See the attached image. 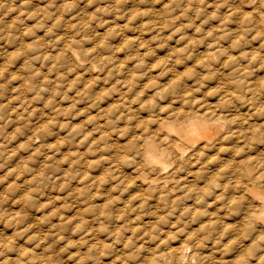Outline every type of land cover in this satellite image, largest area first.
Here are the masks:
<instances>
[{"label":"rangeland","instance_id":"obj_1","mask_svg":"<svg viewBox=\"0 0 264 264\" xmlns=\"http://www.w3.org/2000/svg\"><path fill=\"white\" fill-rule=\"evenodd\" d=\"M70 1L72 2L73 0H0V53L2 54V55L0 54V56H2L1 57L2 59L0 60V200L3 198L7 200L6 202L11 203L13 205V210L24 211L25 210L24 206L28 209L31 206L32 202L38 198H40L38 199V201L44 199L42 202H49L50 200L63 201L66 198L67 200L66 199L65 200L69 202L70 199L73 198L72 193H74L73 191L72 192L70 191V188L71 189L77 188L82 190L83 192L87 190H90L89 192H91L92 190L97 191L99 189L98 191L99 193L101 192L100 189H102V191L105 189L102 188L103 185H104L103 187H106L107 189L108 186L109 187L111 186L110 189L112 190L113 197L116 200L123 199V201H125V199L129 200L130 197L131 201H133L132 199H134V197L138 195L133 192L135 189L133 186L134 184L137 183L135 182V179L136 181L138 180L137 178L134 179L133 176L135 177L139 176V173H137L139 171L137 169L138 166L136 165V163L139 162L140 156L138 155L139 156L138 158L137 154H135V151L132 150L131 148H128L129 146L128 141L134 138L135 136L137 137L138 135L144 134V130L147 127L146 126L147 122L150 123L158 114L155 112L159 108V103L160 105H164V106L166 105L165 107L169 108V110H165L162 113L164 115H166L171 110L170 109L171 106L173 107L172 109H174V107L178 105V102H181L184 105L185 110L189 114V116L198 115L199 112L202 111L201 107H203L207 103H212V102H217L219 105H221L223 112H219L218 115H220L221 113L223 114V116L230 115L232 114L234 109L236 110L234 114L237 115V113H239L240 116H244V114L247 112L248 109L252 110L253 112L257 111L258 117L260 116V114H264V65L258 64V67L255 66V63L253 67L252 65H249L247 67L248 69L246 68V71L244 72L245 75L242 76L243 73L238 74L232 72L228 64L225 63V61L222 62V59L220 58V56H218L212 62L213 65L216 66L212 65L204 69L202 67L204 62V58L202 56L203 50H201L205 42L204 40H208L206 36L208 35V32L211 29L214 30L219 25L230 24V22H232V19L233 20L234 19L240 20L241 18L248 19L249 17L257 13V10H259L258 6L260 5L261 0H251V1L235 0V2H233L234 0L232 1L231 0H188V1L187 0H74L75 2L72 4V6L70 4ZM254 6H256V8ZM194 11L196 12L194 13ZM117 15L122 19L119 18ZM169 17H175L176 20L174 21V23L168 22ZM115 19H116V23L118 22L116 24L117 26L115 25ZM162 19L167 21L163 22ZM170 19H174V18H170ZM160 21L164 23L163 25L166 26V29L163 28L164 29L163 30L164 32H162L163 35L158 34L155 31L156 27H160ZM120 22H122V28H123L121 31L119 29L121 28ZM142 26L144 28L143 34L145 35V40H144L145 43L140 46L138 45L139 42L137 41L138 37L136 39L137 35L135 34ZM125 45L127 48L123 47ZM221 45H224L226 47L229 46V44H226V41L225 43H221ZM120 46H122L123 48H121ZM68 48H73L78 53L79 58L84 60L83 61L84 64H86L87 66L93 64L97 66L96 69L91 71L87 69V66L81 67L79 64L75 62H70L65 56L66 54L65 51ZM114 49L115 50L117 49L119 51V52L117 51L116 53V56L118 57V59L117 57L115 58L116 60L111 58ZM229 52L230 54L231 53L234 54L233 50H230ZM109 57L110 59H108ZM122 60L123 62H121ZM124 62L128 63L129 65ZM104 63H105L104 66L106 68L103 67V65H101ZM114 63L124 64L123 67L125 72L123 71V76L124 75L125 76L123 78H122V74H118L117 72H115L114 74L111 73L114 72V66L117 65V64L115 65ZM134 63H141V65H138L136 67L134 66L133 68ZM112 65L113 67H111ZM141 68L143 71L141 70ZM107 69L108 70L110 69V71H108ZM135 69L138 71H135ZM252 69H254L255 70L254 72L256 73H253ZM99 70L103 73L101 74ZM86 71L88 72L86 73ZM257 71L259 72V74H257L258 73ZM104 73L105 74L107 73V75L108 73H111L109 74L110 77L111 75L113 77L115 75L116 78L114 77L113 79L112 77V79L110 78L109 80L107 79V77L109 78V75L108 76L104 75ZM116 73L118 76L116 75ZM249 73L251 75H249ZM224 75H228V79H229L228 88L230 90L229 93L234 97V99L227 97L224 93L227 89L224 88V83L221 81V78ZM56 76L57 78H55ZM119 76H121V78ZM84 77L88 79L87 80L88 83H86L87 81L83 79ZM96 77H98L99 80ZM257 77L258 79L256 80ZM89 78L92 79L90 80ZM96 79L99 82H96L97 81ZM100 79L104 80L105 84ZM74 80H76L77 82L80 80L81 84L79 82L78 83L74 82ZM79 84L81 86H79ZM82 84H84V86H82ZM238 84L244 87L243 91L237 88ZM174 85L176 87L172 91L173 93L171 94L166 93L167 96L158 97L156 99L155 97H153L152 94L149 95V94H145L144 92L148 86H152L154 90L156 89L164 90L168 87H173ZM111 87L112 90H110ZM76 88L78 89V91ZM113 88L115 91L113 90ZM98 93L101 95H99ZM107 93H111V94H107ZM126 93L130 94V96L133 95L132 97L133 100L131 97L129 99V97L125 95ZM134 93L136 94L134 95ZM102 94H104L103 97H101ZM111 96H113V98ZM65 97L66 99H64ZM121 97H123L124 99H122ZM88 98L91 100H89ZM104 98L105 101H103ZM94 99L97 100L95 101L97 102L98 105L102 104L103 102L102 104L103 109L104 108L106 109V107L111 103L109 106L113 110L106 111L105 109L102 110V108L96 107L98 105L94 103L93 101ZM70 100H72L74 103ZM106 100L108 102H106ZM168 100L176 102L174 103L175 105L170 104ZM119 101L122 102L120 103ZM150 101L154 103V107L152 109L149 108L148 110L147 105L149 104ZM139 102L141 103L138 105ZM125 104L126 105L128 104L126 108H125L126 106ZM123 106L124 109L127 110H122ZM115 107L116 108L120 107V108H118L119 110H116ZM130 109L131 112H129ZM109 112H111L112 114H110ZM106 113L108 114V116L110 115L109 118L108 116L104 115ZM152 113H154L155 116ZM102 114L104 115L103 117L106 118H103ZM64 115H66L67 117ZM98 116L101 118H99ZM106 119L107 121H105ZM149 120L151 121L149 122ZM65 122H68V124L65 125L66 124ZM98 124L101 127L105 126L104 132L106 134L103 133V128L97 126ZM139 124L141 125L142 129L139 126ZM71 126L73 128H71ZM38 127L39 129L37 131H33L35 130V128ZM51 127H53L52 130L50 129ZM68 127L70 130L68 129ZM98 127L99 129H101L102 132L99 129H97ZM58 129L61 131H59ZM50 131L53 133H51ZM55 132L56 134H54ZM96 132L97 134L98 133L99 134L97 135ZM46 135L48 137L54 135L55 136L54 138L53 137L47 138ZM63 137L65 138L62 140ZM79 138L81 139V141ZM52 141L58 142L57 143L58 145H56V142H52ZM50 143H54V144H50ZM46 144H49L50 146L48 145L47 148ZM63 144L66 145L64 146ZM74 144L76 145V147L77 146L78 147L76 148ZM88 144L90 146H88ZM235 145L237 147V144ZM238 145H240V147H243L242 149H244L245 151L243 153L244 155L246 151H248L246 149V146L244 144H238ZM52 148L58 150V152L56 151L57 153L54 152L53 154V151L55 150H53ZM115 148H117L116 150L118 152L119 151L121 152L116 153ZM47 149L49 151H47ZM44 150L46 151L45 153L48 155L50 154L49 152H52L47 160H44V156L46 155L44 153ZM80 151L82 153H80ZM122 152H124V154H122ZM82 154L85 156H83ZM216 154H217L216 152L210 150L209 152L206 153L208 157L205 156L202 160V162H204L205 164L198 162L195 163L196 165L193 164L192 166L186 168L185 173L187 177L188 176L195 177L194 181H196L197 183L196 187L199 186V188H203V184L206 185L205 176H209V174H212L213 176L219 175V177L222 176L220 175V173L222 172L220 171L216 172V170H220L219 168H221L222 165L220 164L221 161L223 160L222 158H226V156L225 154H218V155ZM71 155L72 157H70ZM77 155L81 157L83 156V158L80 159V157H78ZM223 155L224 157H222ZM252 155H254V153H252ZM77 157L78 159H76ZM122 157H126V158L122 159ZM130 157H132L134 160ZM217 157H219L221 160L220 159L218 160ZM260 157L262 158V155H260L258 158L260 159ZM213 158L217 159L215 161V164ZM68 159H70V161ZM71 159H76V160L72 161ZM41 160H44V162L41 163ZM52 160L54 162H52ZM55 160L57 161V163H55L56 162ZM210 160L211 162L209 163ZM206 161L209 166L206 164ZM79 163L81 165L83 163L84 164L83 166H81ZM262 163L264 164V159ZM42 164H46L45 167L48 168L47 170L49 172L45 171L46 173L44 172V174L47 176V178H49V176L52 178L51 180L49 179L50 183H47L46 176L44 178L41 177L40 180L35 179V177L33 176L35 175V172L38 170L42 172L43 170ZM57 164L59 165L57 166ZM263 164L261 165L260 163L261 167L258 166L259 167L258 169H262V170H258L259 172H257L256 170L257 168L254 169L255 170L254 174H259V173L261 174L264 171ZM125 165L127 169L126 167H124ZM56 167L60 168L61 171H58ZM80 168L81 169L83 168L82 169L83 171ZM198 168H200V170H198ZM55 169L58 172H56ZM79 169L82 172L79 171ZM101 169H103L104 171ZM195 169H197V171ZM198 171L199 172L201 171V173L199 174L204 177L199 176L198 178V175H196V172ZM131 173H133V175ZM59 174L65 175L64 179L66 178L65 180H67V181L63 180L65 185L60 188L55 187L56 185L54 183L56 181L55 182L53 181V179L55 180ZM96 174L98 176H96ZM263 174L264 172L262 173V175ZM90 175L93 176L90 177ZM212 175H210V177ZM109 176L112 178H110ZM129 176L131 179L129 178ZM83 178L85 181L83 180ZM91 178L93 180H91ZM121 178L122 179L124 178L125 181L128 180L127 183H125V181L122 180ZM262 179H264V175ZM120 180L123 183L121 185H120L121 182ZM32 181L33 184L31 183ZM111 181L117 184L112 182L113 184H115L112 185ZM88 182L90 185L89 187L87 185ZM93 184H96L97 187L96 186L93 187ZM98 184L102 186L100 187ZM128 184L132 188L127 186ZM49 185L51 186L49 187ZM35 186L36 187L41 186V187L38 190V187L36 188ZM74 186L75 188H72ZM84 187H86L85 190ZM40 190H42L43 192ZM116 191L120 195L122 194L121 198L120 195L116 193ZM199 191L200 189H198V191L194 189L191 192L192 194L194 193L192 196L189 195L188 197L184 198L183 201H180L181 203H179L178 206H175L177 207V209L178 207L179 209H181L185 205L186 206L191 205L193 213L197 209L198 212L203 211V213L201 212L202 214L199 213V216L201 218L204 217L201 221L198 220L201 219L199 216L197 218L198 212L194 213V215L187 214L184 216L183 219L186 220L185 222L186 224L184 226L186 230H184L183 233L184 235H182L180 231L184 220L181 221L180 225L173 224L175 225V227L171 226L172 225L171 223L177 220L176 213L178 212L176 208H173L174 205L173 206L170 205L171 207H169V205L167 206L165 205L166 207L160 205L161 208L160 207L158 208L154 206L156 203L155 200L153 198H148L149 203H147L146 208H150L149 210L151 211L154 209L153 211H155L157 214L156 213L154 214L155 217L154 215L151 214L149 215L147 214V216L144 215L142 223L149 224L150 222L154 221L153 226H152L153 223H150L151 226H149L150 224L148 226L146 225L149 228L148 231L149 234L150 233H153L154 235L156 234L155 236L153 234H150L153 237L152 242L151 241L150 242L153 244L148 242L150 243L148 245H150L152 249L153 247L155 248L158 242H160L161 235L164 233L162 236H164L165 238L166 237L165 235H167L169 232L172 233V236L174 235L175 237L174 236L171 237V235L168 234L170 240H168V238H165V240L167 239L168 241L167 243L163 242V244H161V246L162 245L164 246V247L160 246L161 249L165 248V245L169 246L168 244L170 243L174 245L176 243L177 244L179 243L178 245L181 246L183 244L184 236L190 232L194 233L195 237L197 238L204 237L203 239L204 244L207 243L205 244L206 246L204 247L205 249H209L208 246H210V243L212 241L211 239L219 237L218 235L220 234L218 233V231L220 232L221 225L224 223L228 224V222L231 220L236 221L235 216L230 215L232 212L224 215L223 210H219L220 212L219 215L221 214L220 216H218L217 214H216L217 216L216 215L212 216L214 215L213 213L215 208L219 206H223L222 200L220 201L215 200L214 194H212L213 196L210 195V196H206L205 198L203 197L199 203H196L197 201L194 200L196 199V195L199 196L198 194ZM211 191L213 192V190ZM60 192L61 193L63 192V194H61ZM34 193L38 198L34 195ZM53 193L55 194L53 195ZM67 193L70 196V198L68 197ZM227 193L229 194V192L226 191V195H228ZM28 196H29V200L26 202ZM58 196L60 197V199ZM62 196L63 198H61ZM220 202L222 203L220 204ZM211 203H212V208H211ZM196 204H198V206H196ZM208 204L210 207L208 206ZM215 204L218 206H216ZM4 206L6 207L7 205L5 204ZM4 206H1L0 203V214H5L6 216L14 214V212L11 211L12 209L10 210V208L8 207H6L5 209ZM155 208L158 209L155 210ZM174 209H176L175 210L176 213H173L172 216L171 211L174 212ZM159 210L161 213L159 212ZM193 216H195V218ZM222 216H224L223 219ZM161 217L167 218V220L163 221L164 218L161 220ZM218 217H220V219L216 224V226L220 230L214 226L215 223L213 222ZM154 218L155 220L159 218L158 221L160 220L161 222L155 221ZM212 218L213 221H211ZM193 220L195 223H193ZM203 222H205L206 224L204 223L205 225H203L202 224ZM161 223H163L164 225L162 226ZM200 223L204 226V229ZM8 224L3 226V223H0V225H2L0 226V249H6L5 243L3 241H7L6 238L8 237L11 240L9 248H11V245H17V242L20 240L19 238L22 239L21 234L19 233V229L23 227V223L21 222V224L18 225L17 227H15V224L12 222ZM156 224L158 228H156ZM166 224L169 225L170 228L167 227ZM200 225L201 227L198 228ZM164 226H166L167 229L169 230H167ZM205 226L207 227L206 229ZM212 226H214L213 228L216 229H213ZM155 228L159 231L154 230ZM211 229L215 230L216 232ZM17 230L18 232H14ZM200 230H202V232ZM208 230L212 231L211 232L212 234L208 232ZM176 231H178L177 234ZM159 232H161L162 234ZM225 233H226L225 235L226 237L223 236L222 240L229 241L230 239L233 240L235 238L233 241L236 240L235 241L236 245H237V241L240 242L243 236L242 233L237 235L236 233H234V231H231V233L230 231H228V233L227 232ZM232 233L236 235H232ZM203 234H206L207 236L206 235L203 236ZM227 235L230 237H227ZM2 236H6V237L4 238ZM237 236L239 239L236 238ZM174 238H178L179 240L178 239L175 240ZM154 240L157 242L155 243ZM24 242L27 243L26 246H28L27 248L29 249H35V248L41 249L39 248L40 246L39 247L36 246L37 244H35V242L33 241L30 240L22 241V243ZM157 246L156 248H158ZM50 248L51 245H49L48 249ZM261 249L262 251H260ZM261 249H258L259 251L253 250L256 251V253L252 252L253 254L251 253V251H248L249 255L247 256L246 259L249 261L251 257L250 261L251 262L254 261V263H256L255 258H257L258 255L264 253V248ZM225 251L228 252V250L226 249L225 250L223 249V251H220L219 249L217 251L215 249L216 255H218V257H222L223 261L226 262L227 260H231V258L227 257L228 259L226 260L224 259V257L227 256ZM1 254H0V261L6 258L5 254H2L3 256H1ZM259 264H264V257H263V261Z\"/></svg>","mask_w":264,"mask_h":264},{"label":"bare ground","instance_id":"obj_2","mask_svg":"<svg viewBox=\"0 0 264 264\" xmlns=\"http://www.w3.org/2000/svg\"><path fill=\"white\" fill-rule=\"evenodd\" d=\"M249 1H251V0H249ZM74 2H75L74 0L72 2L70 1L71 6ZM233 2H235V0ZM254 7L256 8V6H254ZM258 9L259 10L256 9L257 13L255 12L256 14L249 17L248 19H242V18L240 20H237V19L233 20L232 19V22H230V24L219 25L216 29H214V30L211 29L208 32V35L206 36V38H208V40H204L205 42L203 44L202 49L199 48V49L203 50L202 56L204 58V62H203L202 67L204 69L206 67L212 66L213 65L212 62L218 56H220V58L222 59V62L225 61V63L228 64V66L232 70V72L238 73V74L243 73L242 76L245 75L244 72L246 71V68L249 65H252V67H253L254 63H255V66H257V67H258V64L264 65V0H261L260 5L258 6ZM191 11H193V10H191ZM195 12L196 11H194V13ZM119 18H121V17H119ZM170 18H174V19H170ZM175 20H176L175 17H169L168 18L169 23L170 22L174 23ZM162 21L164 22L167 20L162 19ZM122 22H123V20H122ZM122 22H120V24H121L120 25L121 28H119L120 31L123 29L122 28ZM117 23H116V19H115V25ZM163 24L164 23H162L160 21V27L155 28L156 33L162 34V32H164L163 28L166 29V26ZM165 24H168V23H165ZM173 25H171V26H173ZM143 26H144V24H143ZM143 26L140 27L139 30L137 31V33L135 34V35H137L136 39L138 37L137 41L139 42L138 45H140V46L145 43V41H144L145 35L143 34V31H144ZM125 35H127V34H125ZM140 38H142V39H140ZM151 41H152V39H151ZM225 41H226V44H229L228 47L221 45V43H225ZM134 46H135V44H134ZM120 47L123 48V47H126V45L123 47L122 46H120ZM230 50H233L234 54L231 53L232 54L231 55L229 52ZM117 51H118L117 49L116 50L114 49V52L111 56V58L114 60H116L115 58L117 57L116 56ZM65 52H66L65 56L70 62H75V63L79 64L81 67L87 66L86 64L83 63L84 60L79 58L78 53L73 48H68ZM1 57L2 56H0V60L2 59ZM84 59H85V57H84ZM108 59H110V57ZM117 59H118V57H117ZM101 60H103V59H101ZM123 60L121 62H123ZM124 63H126V62H124ZM114 64L115 65L117 64V65L114 66V72H111V73L114 74L115 72H117L118 74H122V78H123L125 76V75L123 76L124 64H120V63H114ZM126 64H128V63H126ZM101 65H103V67H105L104 66L105 63L101 64ZM138 65H141V63H134L133 68H134V66L136 67ZM213 66H216V65H213ZM96 67L97 66L90 64L89 66H87V69L92 71V70H95ZM111 67H113V65ZM129 67H131V66H129ZM133 68H132V70H133ZM82 70H83V68H82ZM82 70H80V71H82ZM141 70H142V68H141ZM108 71H110V69ZM135 71H138V70L135 69ZM252 71H253V73H256V72H254L255 71L254 69H252ZM252 71H251V73H252ZM83 72H85V71H83ZM87 72L88 71H86V73ZM102 73L103 72H101V74ZM111 73H108V75ZM117 73H116V75H117ZM94 74H96V73H94ZM257 74H259V72ZM88 75H90V74H88ZM104 75H107V73L106 74L104 73ZM131 75H132V73H131ZM131 75H129V76H131ZM249 75H251V74L249 73ZM70 76H71V73H70ZM101 76H103V75H101ZM85 77L83 79L85 81H87L88 79H86ZM112 77H113L112 75H111V77L109 75V78L107 77V79L110 80V78L112 79ZM114 77L116 78L115 75H114ZM114 77H113V79H114ZM119 77L121 78V76H119ZM55 78H57V76ZM96 78H98V77H96ZM93 79H94V77H93ZM102 79H100V80L103 81V83L105 84L104 80H102ZM249 79H250V77H249ZM257 79H258V77L256 78V80ZM98 80H99V78H98ZM98 80L96 82H99ZM221 81L224 83V88L225 89L227 88L226 91L224 92L225 95L231 99H234V97L232 95H230V93H229L230 90L228 88V83H229L228 75H224L221 78ZM74 82H77V81L74 80ZM78 82L81 84L80 80ZM121 82H119V83H121ZM128 82H129V80H128ZM86 83H88V81ZM80 84H79V86H81ZM82 86H84V84H82ZM175 87L176 86L174 85L173 87H168L164 90H160V89L154 90L152 88V86H148L144 92H145V94H149V95L152 94L153 97H155V99H156L158 97L167 96L166 93H168V94L173 93L172 91L175 89ZM237 88H239L242 91L244 90V87H242V85H239V84L237 85ZM249 89H251V88H249ZM249 89H247V90H249ZM110 90H112V87L110 88ZM113 90H114V88H113ZM77 91H78V89H77ZM260 91H262V90H260ZM85 92H86V90H85ZM110 92H112V91H110ZM136 93H134V95ZM90 94H92V93H90ZM107 94H111V93H107ZM132 94H133V92H132ZM82 95H84V94H82ZM82 95H80V96H82ZM99 95H101V94H99ZM125 95L128 96L129 99H130V97L131 98L133 97V95L130 96V94H127V93ZM103 96H104V94H102L101 97H103ZM121 96H123V95H121ZM111 97L113 98V96H111ZM121 98L124 99L123 97H121ZM64 99H66V97ZM68 99H70V98H68ZM96 99H94L93 101L96 105H98L96 102L97 101ZM151 99H153V98H151ZM89 100H91V99H89ZM132 100H133V98H132ZM70 101H72V100H70ZM103 101H105V98L103 99ZM168 101L170 104L176 103V102H173L170 100H168ZM106 102H108V101L106 100ZM141 102H139L138 105ZM156 102H157V100H156ZM75 103H77V102H75ZM102 104H103V102H102ZM102 104H99L98 106L95 105V106L102 108ZM128 104L127 105L125 104L126 106L124 105L125 108L128 106ZM61 105H62V103H61ZM109 105L108 106L106 105L107 106L106 109L104 108L106 111L113 110V109H111V107ZM56 106H58V105H56ZM124 106H123L122 110H127V109H124ZM147 106H148V110H149V108L152 109L154 107V103H152L150 101ZM165 106L160 105V103H159V108L156 110V112L154 109V112L158 113L157 116H155V114L152 113V114H154L155 118L152 121L149 120V122L151 121L150 123L147 122L148 120L145 121V122H147V124H146L147 127L144 130V134L138 135L137 137L135 136L134 138H132L128 141V145H129L128 148H131L132 150H134L135 154H137L138 158L140 156V160L138 159L139 162H137L138 164L136 163V165L138 166L137 169L139 172H137V173H139V176L138 175H136L138 177L133 176L134 179L135 178L138 179L137 181L135 179V182H137V183L134 184V186H133L135 188L133 192L135 194H138V195H136L134 197V199H132L133 201H131L130 197H129V200L125 199V201H123V199L122 200H116L113 197L112 190L110 189L111 186L110 187L108 186V189H107L106 187H103L104 185L103 186L101 185L102 188H105L103 191H102V189H100L102 193L101 192L98 193L99 189L97 191L92 190L91 192H89L90 190L86 189L87 191L83 192L82 190L75 188V186H76L75 185L74 187H72L75 189L70 188V191L74 192V193H72L73 198L70 199L71 202L70 201L67 202L66 198H65L66 200L64 199L65 201L64 200L63 201L58 200L59 202L57 200H52V201L50 200L49 202H42L44 199H42L41 201H38V199H40V198H38L34 193V195L38 198V199H36L37 201L36 200L33 201L31 206L28 209L24 206V209H25L24 211L13 210V205L11 203L6 202L7 200L2 198L0 200L1 206H4L6 204L7 205L6 207L10 208V210L12 209L11 211H13L14 214L7 215V216L5 214H0V223H3V226H4V225H7L8 223L12 222L15 224V227H17L22 222L23 227H21L19 229V233L21 234L22 239L19 238L20 240L17 242V245H11V248H13V249L9 248L10 242H11L9 237L6 238L7 241H3L5 243L6 249H0V254L1 253L5 254L6 258H4L5 260L3 259L2 261H0V264H225V263L226 264H259V263H261L263 261L264 253L258 255V257L255 258L256 263H254L253 260H252L253 262L250 261L251 257H250L249 261L246 258L249 255L248 251H251V253L252 252L256 253V251H253V250H258V249L264 248V179H262L263 175H264V174L262 175V173L264 171L261 174L260 173L254 174V172H255L254 169L257 168L256 169L257 172H259L258 170H262V169H258V168L261 167L260 163L262 165L263 164L262 161L264 159L263 158L264 157V114H260V116L258 117L257 111L253 112L252 110L248 109L247 112L244 114V116H240L239 113H237V115L234 114V112L236 111L234 109V111L230 115H224L223 116L222 113L220 115H218L219 112H223L221 105H219L217 102H212V103H207L206 105L201 107L202 111H200L198 115L189 116V114L185 110L184 105L181 102H178V105L175 106L174 109H172L173 107L171 106L170 107L171 110L168 113L166 112L167 114L164 115L162 113L165 110H169V108L165 107ZM118 108H120V107H117L116 110H119ZM104 109L102 108V110H104ZM137 109H139V108H137ZM219 109H220V111H219ZM129 112H131V109ZM150 112H151V110H150ZM107 113L104 115L108 116ZM109 113L112 114L111 112H109ZM132 113H133V111H132ZM47 114H46V117H47ZM122 114H123V112H122ZM104 115L102 114V117ZM64 116H66V115H64ZM109 116H108V118H109ZM56 118H57V116H56ZM99 118H101V117H99ZM103 118H106V117H103ZM74 121H75V119H74ZM105 121H107V119ZM62 122H64V121H62ZM68 122H70V121H68ZM68 122H65L66 124L65 123L64 124L67 125ZM101 122H102V120H101ZM58 123H60V122H58ZM72 124H74V123H72ZM99 124L97 126L101 127ZM135 124H137V123H135ZM49 125H50V123H49ZM61 125H62V123H61ZM59 126H60V124H59ZM72 126H71V128H73ZM139 126L141 127L140 124H139ZM99 127L97 129H99ZM52 128L53 127H51L50 129L52 130ZM92 128H93V126H92ZM101 128H103V133L106 134L104 132L105 126L101 127ZM38 129H39V127L35 128V130H33V131H37ZM68 129H69V127H68ZM141 129H142V127H141ZM69 130H68V132H69ZM99 130L101 131V129H99ZM59 131H61V130H59ZM97 132H96V134H97ZM51 133H53V132H51ZM66 133H67V131H66ZM42 134H45V133H42ZM54 134H56V132ZM113 134H114V132H113ZM135 134H136V132H135ZM54 136H51V137L54 138ZM65 136H67V135H65ZM133 136H134V134H133ZM49 137L47 136V138H49ZM60 138H61V136H60ZM64 138L65 137H63L62 140ZM56 140H57V138H56ZM68 140H70V139H68ZM58 141H59V139H58ZM75 141H77V140H75ZM80 141H81V139H80ZM52 142H56V141H52ZM57 143L58 142H56V145H58ZM64 143H65V141H64ZM85 143H87V142H85ZM50 144H54V143H50ZM235 144H237V147ZM238 144H244L246 146V149L248 151H246V153L244 155H243V153L245 151H244V149H242L243 147H240V145H238ZM46 145L45 146L48 148L49 144H46ZM88 146H90V145L88 144ZM75 147H76V145H75ZM79 149H81V148H79ZM79 149H77V150H79ZM116 149L117 148H115V150ZM53 150H55V149H53ZM210 150L216 152L217 153L216 155L225 154V156H226V158H222V157H224V155L221 157L223 159L220 163V164H222L221 168H219L220 170H216V172L217 171L222 172V173H220V175H222V176L221 177H219V175L213 176L212 174H209V176H205L206 177L205 178L206 185L203 184V188H199V186L196 187L197 183H196V181H194L195 177L194 176H188L187 177L185 170L187 167L192 166L193 164L198 163V162L205 164L204 162H202V160L205 156H207L206 153L209 152ZM47 151H49V150L47 149ZM56 151L58 152V150H55V151H53V154ZM45 152L46 151L44 150V153ZM115 152L117 153L118 151L116 150ZM120 152L121 151H119L118 153H120ZM49 153H50L49 155H51L52 152H49ZM80 153H82V152L80 151ZM252 153H254V155H256L258 157L260 155H262L263 159L261 157L259 159L258 157L252 155ZM122 154H124V152H122ZM49 155L46 154L44 156V160H47L49 158ZM72 155L70 157H72ZM101 155H103V154H101ZM53 156H55V155H53ZM83 156H85V155H83ZM83 156L82 157L78 156V157H80V159H81V158H83ZM87 156H88V154H87ZM70 157H68V158H70ZM78 157L76 159H78ZM209 157H211V156H209ZM42 158H40V159H42ZM124 158H126V157H122V159H124ZM130 158H132V157H130ZM217 158H218V160L220 159L219 157H217ZM76 159H71V160L73 161ZM87 159H88V157H87ZM213 159H211V160H213ZM44 160H41V163L44 162ZM68 160L70 161V159H68ZM211 160L209 161V163L211 162ZM216 160H217L216 158L213 160L214 164H215ZM57 161L55 163H57ZM52 162H54V161L52 160ZM50 163H51V161H50ZM83 164L82 165L80 164V165L83 166ZM206 164H207V161H206ZM212 164H213V162H212ZM45 165L46 164H42V166H43L42 172L39 170L35 172V175H33L35 177V179L40 180L41 177L44 178L46 176L44 174L45 171L49 172L47 170L48 168H46ZM58 165L59 164H57V166ZM53 167H54V165H53ZM78 167H77V169H78ZM124 167H126V165ZM102 168H104V167H102ZM57 169H58V171H61L60 168H57ZM80 169H79V171H81L83 168L81 170ZM126 169H127V167H126ZM85 170H87V169H85ZM101 170H103V169H101ZM195 170L197 171V169H195ZM198 170H200V168H198ZM58 171L56 170V172H58ZM209 171H211V170H209ZM62 173H64V172H62ZM129 173H128V175H129ZM199 173H201V171L196 172V175H198V178H199V176H202ZM97 174H96V176H98ZM131 174L133 175V173H131ZM191 174H193V173H191ZM121 175H123V174H121ZM124 175H126V174H124ZM210 175H212L211 177H214V178H211ZM52 176H53V173H52ZM64 176L65 175H63V174H61V175L59 174L55 180L53 179L54 182L56 181L55 183L53 182L56 185L55 187L60 188V187L65 185L63 180H65L66 178L64 179ZM78 176H79V174H78ZM92 176L90 175V177H92ZM202 177H204V176H202ZM79 178H78V181H79ZM110 178H112V177H110ZM110 178H109V180H110ZM129 178H130V176H129ZM46 179H47L46 180L47 183H50V180L52 178L50 176H49V178H47V176H46ZM83 180H84V178H83ZM91 180H93V179L91 178ZM122 180H124V178ZM197 180H199V179H197ZM65 181H67V180H65ZM127 181H125V183H127ZM39 182H41V181H39ZM112 182L113 181H111V183ZM31 183L33 184V181ZM53 183H51V184H53ZM106 183H107V181H106ZM113 183H115V182H113ZM113 183H112V185L117 184V183H115V184H113ZM130 183H132V182H130ZM121 184H123L122 181L120 182V185ZM87 185H88V187L90 186L89 182ZM98 185L100 186V184H98ZM50 186L51 185H49V187ZM95 186L97 187L96 184H93V187H95ZM127 186H129V184ZM32 187H34V186H32ZM40 187H38V190L40 189ZM129 187L132 188L131 186H129ZM79 188H81V187H79ZM85 188L86 187H84V190H85ZM125 188H127V187H125ZM120 189H121V187H120ZM194 189H196L197 191H198V189H200V191L198 192L199 196L196 195V199L194 200V201H197L196 203H199L203 197L205 198L206 196H210L212 194H214L215 200H217V201L222 200L223 206H219V207L215 208L214 213H213L214 215H212V216H215L216 214L218 216H220L221 214L219 215V213H220L219 210H223L224 215L232 212L230 215H234L236 221L231 220V221H229L230 223L228 222V224L227 223H224V224L221 223L222 225L219 224V225H221V227H220L221 230H220L216 226L220 217L216 218L214 221L212 218L211 221H213L215 223L214 226L220 230V232L218 231V233L220 235H218L219 237L211 239L212 241L210 243V246H208L209 249H205V247H204V246H206L205 244H207V243L204 244V240H203L204 237L197 238V237H195L194 233H191L190 231H189L190 233H188L184 236L183 244L181 242V244H182L181 246L178 245L179 243L178 244L176 243L177 245L170 243V244H168L169 246L165 245V248H163V249H161L160 246H161V244H163V242L167 243V241L170 240V237L168 234H170L171 237H173L174 235L172 236V233H170V232L168 234L166 233L167 235H165L166 236L165 238H168V240L167 239L165 240L164 236H162L164 233L162 234L161 232H159L162 235L160 238V242H158L159 245L158 244H157L158 246L156 245L158 248H156V246H155V248L153 247V249H152V247H150V245H148V244H150L153 240L152 235H150L153 233H150V234L148 233L149 228L147 226L150 223H153L154 221L152 220L153 222H150L149 224L148 223H144V224L142 223L144 215H146V216H147V214L148 215L149 214L154 215L156 213L155 211H153L154 209L151 211V210H149L150 208H146L147 203H149L148 198H153L155 200V202H156L154 205L155 207L159 208L160 205H163V206L169 205V207H171L174 205L173 208L177 209V207H175V206H178L179 203H181L180 201H183L184 198L188 197L189 195L192 196L194 193L192 194L191 192ZM211 190H213V192ZM40 191H42V190H40ZM117 191H116V193H117ZM226 191L229 192V194L227 193L228 195H226ZM46 192H47V190H46ZM57 192H55V193H57ZM55 193H53V195ZM68 193H67V195H68ZM61 194H63V192ZM117 194H119V193H117ZM121 195H120V198H121ZM125 195H126V193H125ZM49 196H51V195H49ZM63 196L61 198H63ZM68 197L70 198L69 195H68ZM59 199H60V197H59ZM28 200H29V196L27 197L26 202ZM187 201H188V199H187ZM222 202H220V204ZM183 204H184V202H183ZM209 204H208V206H209ZM185 206L182 207L181 209H179V207H178V209H179V211L177 209L178 213L175 212L176 209H174V212L171 211L172 216H173V213L177 214V220L175 222L171 223L172 224V225L170 224L171 226L175 227V225H178V224L180 225L181 221L184 220L183 218L185 215H187V214L194 215V213L198 212L197 211L198 209H197L193 213L191 205H188L186 207ZM196 206H198V204H196ZM200 206H202V205H200ZM216 206H218V205H216ZM6 207H5V209H6ZM152 207H153V205H152ZM158 208H155V210ZM211 208H212V203H211ZM165 210H167V209H165ZM159 212H160V210H159ZM201 212L203 213V211H200L197 213V218L199 216V213L202 214ZM195 216H193V217L195 218ZM154 217H155V215H154ZM156 217H159V216H156ZM193 217H192V219H193ZM209 217H208V219H209ZM223 217L224 216H222V219H223ZM163 218L164 217H161V220ZM167 218H164L163 221L167 220ZM203 218L198 219V220L201 221ZM158 219L155 220V218H154L155 221H158ZM149 220H150V218H149ZM209 221H210V219H209ZM185 222H186V220L183 221V225L180 229L182 235H184L183 234L184 230H186L184 228V226L186 224ZM163 223H161L162 226L164 225ZM193 223H195L194 220H193ZM196 223H198V222H196ZM204 223L205 222H203L202 224L205 225L206 223L205 224ZM14 224H13V226H14ZM173 224H175V225H173ZM207 224H209V223H207ZM210 224H211V222H210ZM153 225H154V223L152 224V226ZM201 225L198 228H200ZM0 226H2V225H0ZM149 226H151V224ZM166 226L169 227V225H167V224H166ZM166 226H164V227L167 229ZM214 226H212V228ZM192 227H194V226H192ZM150 228H152V227H150ZM156 228H158L157 224H156ZM156 228L154 230H157ZM189 228H190V225H189ZM206 228L207 227L205 226V229ZM216 228H213V229H216ZM203 229H204V226H203ZM213 229H211V230H213ZM167 230H169V229H167ZM157 231H159V230H157ZM164 231H165V229H164ZM200 231L202 232V230H200ZM213 231H215V230H213ZM228 231H230V233H231V231H234V233H236L237 235L242 233V235H243V236L241 235L242 239L240 240V242L237 241V245L235 243L236 240L233 241L235 239V238L233 239V237H232L233 240H231V239L229 241H223L222 240L223 236L226 235L225 232L228 233ZM14 232H18V230L14 231ZM177 232L178 231H176V234H177ZM194 232H195V230H194ZM208 232L211 233L212 231L208 230ZM236 234L232 233V235H236ZM16 235H17V233H16ZM197 235H199V234H197ZM204 235H206V234H203V236ZM216 235H217V233H216ZM241 236H239V237H241ZM2 237L5 238L6 236H2ZM227 237H230V236L227 235ZM236 238H238V236ZM174 239L177 240L178 238H174ZM27 240L35 242V244H37L36 246H38V247L40 246L39 248H41V249H36V248L35 249H29V248H27L28 247V246H26L27 243H25V242L22 243V241H27ZM148 242H150V243H148ZM156 242L157 241H155V243ZM6 243H7V245H6ZM151 244H153V243H151ZM49 245H51L50 249H48ZM166 246H167V248H166ZM215 249L217 251H218V249L220 251H223V249L228 250V252L225 251L227 256L224 257V259L226 260V259H228L227 257H230L231 260H227L226 262L223 261L222 257H218V255H216ZM260 251H262V249ZM2 254H1V256H3Z\"/></svg>","mask_w":264,"mask_h":264}]
</instances>
